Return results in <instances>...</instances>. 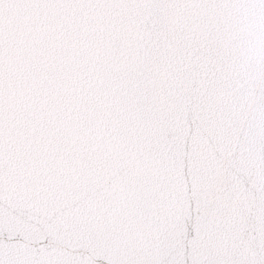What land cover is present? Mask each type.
Here are the masks:
<instances>
[{
    "label": "snow or ice",
    "instance_id": "1",
    "mask_svg": "<svg viewBox=\"0 0 264 264\" xmlns=\"http://www.w3.org/2000/svg\"><path fill=\"white\" fill-rule=\"evenodd\" d=\"M144 6L177 14L138 78L156 82L143 102L162 121L166 152L123 202L105 197L71 225L38 201L33 226L80 249L48 264H92L89 254L107 264H264V0Z\"/></svg>",
    "mask_w": 264,
    "mask_h": 264
},
{
    "label": "water",
    "instance_id": "2",
    "mask_svg": "<svg viewBox=\"0 0 264 264\" xmlns=\"http://www.w3.org/2000/svg\"><path fill=\"white\" fill-rule=\"evenodd\" d=\"M145 2L39 0L23 9L0 7L4 264H48L80 251L33 226L38 201L71 225L105 197L123 202L130 185L161 164L167 132L143 102L156 82L149 77L138 86V78L152 64L161 24L170 29L177 14L152 11ZM89 259L107 264L102 254Z\"/></svg>",
    "mask_w": 264,
    "mask_h": 264
}]
</instances>
